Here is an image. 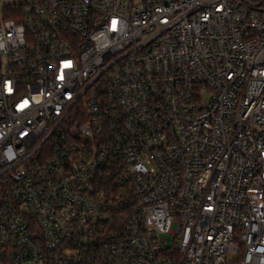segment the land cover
<instances>
[{"label": "built area", "instance_id": "built-area-1", "mask_svg": "<svg viewBox=\"0 0 264 264\" xmlns=\"http://www.w3.org/2000/svg\"><path fill=\"white\" fill-rule=\"evenodd\" d=\"M0 264H264V0H0Z\"/></svg>", "mask_w": 264, "mask_h": 264}]
</instances>
